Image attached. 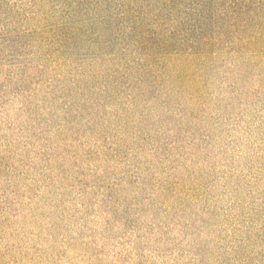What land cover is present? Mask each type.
<instances>
[{"label": "clouds", "instance_id": "obj_1", "mask_svg": "<svg viewBox=\"0 0 264 264\" xmlns=\"http://www.w3.org/2000/svg\"><path fill=\"white\" fill-rule=\"evenodd\" d=\"M0 264H264V0H0Z\"/></svg>", "mask_w": 264, "mask_h": 264}]
</instances>
